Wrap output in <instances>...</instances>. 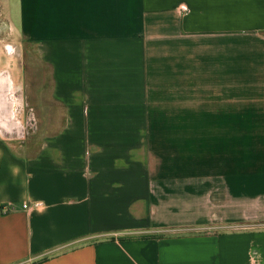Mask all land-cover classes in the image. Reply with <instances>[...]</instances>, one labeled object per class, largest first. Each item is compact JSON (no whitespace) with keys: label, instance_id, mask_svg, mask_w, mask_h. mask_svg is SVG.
Returning <instances> with one entry per match:
<instances>
[{"label":"crops","instance_id":"obj_1","mask_svg":"<svg viewBox=\"0 0 264 264\" xmlns=\"http://www.w3.org/2000/svg\"><path fill=\"white\" fill-rule=\"evenodd\" d=\"M0 5V264H264V0Z\"/></svg>","mask_w":264,"mask_h":264},{"label":"rangeland","instance_id":"obj_2","mask_svg":"<svg viewBox=\"0 0 264 264\" xmlns=\"http://www.w3.org/2000/svg\"><path fill=\"white\" fill-rule=\"evenodd\" d=\"M4 15L0 5V73H7L6 71H9L8 68H10L15 73L17 84H20L24 80L23 71L25 68L27 70L25 81H30L32 77V80L38 83V61L34 57V55L36 56L33 51L34 45L24 42L20 26L15 27L8 24V19L3 17ZM33 69L36 72H33ZM36 93L38 94V91ZM30 124L27 126H31Z\"/></svg>","mask_w":264,"mask_h":264},{"label":"built area","instance_id":"obj_3","mask_svg":"<svg viewBox=\"0 0 264 264\" xmlns=\"http://www.w3.org/2000/svg\"><path fill=\"white\" fill-rule=\"evenodd\" d=\"M45 203L43 201H31V202H24L22 204L23 209H30V208H40L43 207ZM2 211L5 213L9 211V207L7 205L2 207Z\"/></svg>","mask_w":264,"mask_h":264},{"label":"flooded vegetation","instance_id":"obj_4","mask_svg":"<svg viewBox=\"0 0 264 264\" xmlns=\"http://www.w3.org/2000/svg\"><path fill=\"white\" fill-rule=\"evenodd\" d=\"M2 76L3 75H0V84L2 85V87H5V85L9 84V80L7 79V77H2ZM2 98L3 97H1V94H0V100H2Z\"/></svg>","mask_w":264,"mask_h":264}]
</instances>
